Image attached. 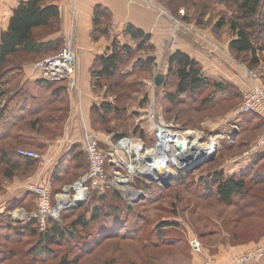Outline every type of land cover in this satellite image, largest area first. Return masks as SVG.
<instances>
[{
	"label": "trees",
	"instance_id": "trees-1",
	"mask_svg": "<svg viewBox=\"0 0 264 264\" xmlns=\"http://www.w3.org/2000/svg\"><path fill=\"white\" fill-rule=\"evenodd\" d=\"M50 1L19 2L12 12L7 29L0 31V166L4 167L2 173L6 179H13L15 173L22 170H34L37 164V161L17 154L18 148L30 149L25 148V143L20 140L18 134L27 132L26 134L43 137L48 142L57 140L68 115V88L65 83L38 80L33 93L20 88L11 96L8 95V89H5H13L22 77L20 67L8 66L13 58L25 56L36 63L41 62V58L45 56L58 55L64 50L61 38L49 40L61 29L60 9L57 5L49 4ZM209 2L223 5L231 13L227 21L225 17H221L222 20L218 23V27H227L233 35L229 44L230 50L236 55L245 56L251 68L260 67L264 63V0ZM112 25V13L104 6H97L94 11L92 40L110 39ZM123 36L129 37L135 47L122 45L114 39L109 49L110 54L96 58L91 68L94 91L99 94L106 90L114 97L113 103L103 100L92 106L91 121L97 131L98 123L108 125L115 120L124 121L127 115L125 103L131 90L130 86L124 85L125 79L137 70L147 72L155 64V57L150 56L155 51L150 35L128 25L123 31ZM143 52H147L149 56H139ZM130 61L132 71L128 72ZM167 64L166 80L169 81L170 77L174 79L171 83L174 89L165 94V102L167 100L173 109L168 116L164 114L165 121L183 125L182 123H188L189 120H195L197 115L209 112L218 103H237L242 100L236 87L204 77L200 64L187 54L177 51L169 57ZM182 106L188 111L187 115L175 110ZM182 116H186L185 120ZM248 116L249 123H259L264 129L263 121H259L256 116ZM120 136L121 134L115 135L117 138ZM127 137L130 136L125 138ZM240 146L242 144H237L236 148ZM35 151L42 153L40 150ZM86 158L80 145L72 146L62 155L53 172V191H57L56 186L61 187L73 182L76 179L73 174L84 169L81 161L85 160L86 163ZM174 171L178 172L174 168L171 169L169 178ZM186 179L180 178L179 184L187 187L189 183L185 182ZM192 184L202 200L216 199L223 205L236 207V215L232 221L244 229L235 227L231 238L233 244L256 241L264 236V152L256 156L238 177L215 171L210 181L200 180L195 185ZM143 189L147 191L150 199L160 193L151 189V186ZM97 194V203L90 211L89 218L88 214H83L70 224L65 223V218L50 220L45 233L40 232L35 220L15 224L11 216L14 207L2 213L0 264L13 261L14 244L16 240L22 241L21 239L34 241V245L27 251L31 261L38 263L51 260L54 264H80L82 257L89 254L98 244L102 245L111 240L127 242L134 248L139 247L143 256L142 264L153 263L152 252L181 245V241L174 235L178 226L169 222L161 223L154 238L146 242L147 244L144 243L141 229H128L126 221L121 222L120 219L110 229L102 226L104 221H115L125 214L128 215L132 208L115 190L98 188ZM106 264L116 263L109 261Z\"/></svg>",
	"mask_w": 264,
	"mask_h": 264
},
{
	"label": "rangeland",
	"instance_id": "rangeland-1",
	"mask_svg": "<svg viewBox=\"0 0 264 264\" xmlns=\"http://www.w3.org/2000/svg\"><path fill=\"white\" fill-rule=\"evenodd\" d=\"M139 1L141 4L155 11L158 16L167 20L166 28L171 29L170 36L174 35L176 32L184 33V36L187 37L186 39L190 41L191 44L198 45V48L203 49V51L205 50L208 57L229 61V70L223 75L226 77H219L218 79L220 80L217 79L215 81L228 83L236 87L238 92L241 94V99L243 91L247 87L255 84L260 85L255 78L259 67L257 69L251 68L245 56H239L233 53L230 50V45L228 44V40L232 41L233 35L228 29H226L227 27L223 29L218 27V23L222 20L221 17H225L226 21L231 17V13L226 7L214 2H209V0ZM172 39L173 37H171V40ZM64 47L66 46L63 45L62 48ZM173 51L174 49L171 48L167 51L165 56L161 54L158 55L157 58L155 57L154 51V53H151L150 56L155 57V64L149 69V71L143 72L134 70L136 72H133L131 77H127L125 79L124 85L127 87L130 86L131 90L127 97V102L125 103L127 115L124 121L115 120L108 125L98 123V131L93 126L89 131L103 136H110L111 139L114 140L115 145L121 139L126 136H130L127 137L130 138L127 140L129 142H140L138 140H142L146 149L145 153H150L155 150L157 139L154 134H156V132L154 133L152 125H148L150 122L146 116L148 112H152L153 103L154 108H156V116L158 115V118L162 116L161 114H163V116L164 114L168 116L173 111V109L168 105L167 100L165 102V94L167 91L174 89L171 84L174 82V79L170 77L169 81L166 80L168 76L167 61L171 54L175 53ZM54 55L56 54L45 56L41 58V60L43 61ZM139 56L144 57L149 56V54L147 52H143L139 54ZM17 61L31 63V61L25 56L15 57L10 61L8 66L10 67V65L19 63ZM131 63L132 62L130 61L127 68L130 69ZM125 71H127V69ZM131 71L132 70L130 69L128 72ZM216 73L220 74L218 71ZM158 77L163 78L164 83L161 84L159 91L155 92V90L159 88L156 84V78ZM238 77L241 79L240 85L239 82L236 81ZM68 90L70 89L68 88ZM70 92L74 91L70 90ZM99 99L98 103L103 100H106L109 103L114 102V97L108 91L106 92V90L103 93H99ZM240 104L241 100L237 103H231V101H227V103H218V105L214 106L211 110H209V112L205 111L203 114H200V116L197 115L195 120H189L188 123H182L183 125L176 124L173 121H165L162 116L165 121L164 123L168 127L166 129L170 128L169 130L172 132H193L197 138L196 143L198 149H204L215 142L218 144L216 153L211 158V161L201 165L199 169L192 174L174 171L169 178V173L174 167H168L165 177L162 178L168 184L167 186H164L163 183L153 182V180L145 177L141 174V172L133 174L130 173L129 165L136 166L138 163V157L134 153L129 155L122 151L120 154L121 158L114 161V165L109 163L111 160L108 158L106 173L109 186L112 185L110 189L113 188L112 190L117 191L125 203L132 209L128 215L125 214L121 218H117L118 220L104 221L102 226L110 229L120 219L121 222L126 221L128 229H141L142 238L144 239V243L147 244L146 242H148L151 238H154V234L156 230H159L158 227L161 223L169 222L176 224L178 228L174 235L181 241V245L174 248L165 247L157 252H152V264H177L182 261L189 262V260L193 258V255H200L203 258V261L205 258L215 259V257H213V253L215 251L212 247L217 243L223 244L226 242V237L223 234L221 227L224 226L230 230V235L234 233L235 227L237 229L244 228L238 227L232 221L236 215L235 206L228 207L219 203L216 199L202 200L201 195L197 192L192 183L195 185L200 180L203 182L210 181L214 172L219 171V168L223 165V163L225 164L227 161L226 157L233 161L234 159L242 156L251 149L263 132V125L261 126L259 123H249L248 118L250 116L235 115V110ZM175 110H180V112L184 115L185 113L186 115L188 113V111H185L183 106L175 108ZM185 117L186 116H182V119L185 120ZM244 125L247 126L244 127ZM143 128L147 133L145 137ZM109 130L113 133L111 134ZM114 133L115 135L121 134V136L117 138ZM158 133L160 135L159 131ZM234 136H236L235 140H233ZM101 139L100 149L107 154L109 152L108 144L106 141ZM237 144L238 146L242 144V146L236 148ZM79 145L82 149V145ZM19 149L23 148H18V150ZM41 155L45 157L44 153H41ZM46 160L48 159L45 158L44 161H37L34 170H22L15 173L13 179H6L2 173V169H4V167L0 166V215L2 213H6L9 209L14 207L11 212V216L15 224H19V222L25 221V217L22 218V216L17 215L20 214V209L24 208L26 214H31V210L34 206L37 210L34 196L26 190L25 186L37 181L41 182L42 179H36L37 176L35 178L33 176L35 174L37 175L39 171L41 172V170L47 166ZM122 161H124V163ZM81 162L84 164V169L73 174L76 179H74L73 182L61 187L56 186L57 191H53V174L50 178L53 203H57V196H66L69 199V204L76 207L75 209L63 208L61 211L59 219L65 218L64 220L66 224H70L72 220L83 214H88L87 217L89 218L90 211L97 203L95 198L96 195H98V187H92L90 185L85 187L88 191L86 197L84 198V204L81 207L76 205L77 195H75L76 192H73L72 189L79 181L85 180L90 172L87 158L86 163L85 160ZM225 165L227 166L228 164ZM181 175L187 176L180 177ZM32 177L33 179H31ZM180 178H187L185 182L189 183V185L184 187L182 184H179L180 182L178 180ZM15 181L21 182V187H25L24 190L20 191L21 193L24 191L21 202L13 200L14 194L18 193V191H13V189H15L13 187ZM81 186L82 189H85L83 187V183ZM147 186H151V189L155 191L157 190L160 193L156 197H151L150 199L147 191L143 189ZM126 187H129L133 190V192L140 193L141 195L138 196L137 194L134 195L130 191L128 192ZM69 188L72 189L68 191ZM78 188L79 186L76 187V190H78ZM67 191L68 194H66ZM216 229L218 231L211 234V232H214ZM194 238L199 240L203 245L201 253L193 252L190 247V241ZM228 239L231 242L233 241L230 238ZM21 240L22 241L16 240V243L14 244L15 258H13V261L8 264H54L51 260L39 261L38 263L31 261L30 257L27 255V251L32 245H34V241L29 239ZM207 244L211 247L208 248ZM144 253L145 252L143 251V254ZM142 260L143 256L139 247L134 248L133 245L127 242L111 240L102 245L98 244V246H96L89 254L82 257L80 264H106L109 261L115 262L116 264H142Z\"/></svg>",
	"mask_w": 264,
	"mask_h": 264
},
{
	"label": "crops",
	"instance_id": "crops-1",
	"mask_svg": "<svg viewBox=\"0 0 264 264\" xmlns=\"http://www.w3.org/2000/svg\"><path fill=\"white\" fill-rule=\"evenodd\" d=\"M21 1L24 0H0V31H5L7 29L12 12ZM49 4L57 5L61 13L60 32L51 37L49 40L61 38L66 47L71 46L75 50L78 90L74 92H70V90L67 91L69 105L68 115L57 140L48 142L46 139L38 137L36 134H18L19 138L21 137L20 140L25 143L27 148L40 150V152L45 154V158L48 159L46 162H48L49 159L53 160L52 165H47L43 168V170H41V172L39 171L37 175L35 174L33 176L34 178L37 176L36 179L49 180L51 173L53 172V168L57 166L59 162L58 160L61 156L67 153L72 146L81 144L84 135V127H87L88 130L92 127L91 109L94 104H98L100 99L99 94L94 91L91 68L96 58L105 57L110 54L109 49L114 39H117V41H119L122 45L135 47V43L129 37L125 38L123 36V31L126 26H134L135 28L142 30L145 34L150 35L152 45L155 48L156 58L161 54L165 56L167 51L172 48L174 49L173 52H182L198 62L202 68L204 77L213 80H217L219 77H226L223 75L229 70V61L208 57L205 50L203 51V49L198 48V45L196 44H191V42L186 39L187 37L184 36V33L176 32L174 35L170 36L171 29L166 28L167 20L158 16L157 13L149 7L141 4L139 0H51ZM97 6L106 7L113 15V25L110 39L101 38L98 41L92 40L94 11ZM171 37H173L172 40ZM230 42L231 41L228 40V44H230ZM144 58L146 57L144 56ZM17 62L19 63L10 65V67H20L22 69V77L15 83L13 89L11 87L5 88L6 90L8 89L7 92L9 93V96L13 95L15 91L20 88H25L30 93H33L36 88L35 83L38 80H41L40 73L34 69V65L37 62ZM217 71L220 72V74H217ZM256 75V80L262 87H264V63L260 65ZM236 81H238L240 85L241 79L239 77ZM160 86H158L159 88H157L155 92L159 91ZM161 115L163 116V114ZM152 116H155L156 124L166 126L162 116L159 118L158 115L156 116L154 103L152 112H148L146 118L150 122L148 125L153 126V131L155 133L156 127ZM258 119L259 121H262L260 118ZM143 131L145 133V137L147 133L144 128ZM90 132L93 135L99 136L102 138L101 140H104L107 143L106 138L108 136H103L98 133L95 134L92 131ZM226 160L225 164L228 165L226 166L223 163V165L219 168V171H223L229 176L238 177L242 171L250 166V164H234L232 160L227 157ZM33 177L31 179H33ZM82 183L83 182L81 180L73 187V189L71 188L73 192H76L75 195H77V198L79 196V192L76 190V187L78 185H82ZM13 187L15 188L13 191H18V193L14 194L13 200L21 202L24 191L22 193L20 191L24 190L25 187H21V182L18 181H15ZM71 189L69 188L68 191ZM68 191L66 194H68ZM35 211L36 207L34 206L31 210V214H26L25 209L22 208L20 209V214L17 215L22 216V218L25 217V221L32 220ZM221 228L226 237V242L223 244L217 243L212 247L215 251L213 253V257H215L218 264H234V259L236 257L242 256L250 250L264 247V236L258 238L256 241H250L243 244H233L228 239L232 238L230 230L224 226ZM217 229L214 232H211V234L219 230ZM207 246L208 248L211 247L208 244ZM203 263V258L200 255H193V258L190 259L189 262L182 261L177 264ZM247 264H264V257L259 261H251Z\"/></svg>",
	"mask_w": 264,
	"mask_h": 264
},
{
	"label": "built area",
	"instance_id": "built-area-1",
	"mask_svg": "<svg viewBox=\"0 0 264 264\" xmlns=\"http://www.w3.org/2000/svg\"><path fill=\"white\" fill-rule=\"evenodd\" d=\"M34 69L40 73L41 80L52 83H65L68 88L72 91L78 90L77 79H76V52L68 46L56 56L47 58L34 65ZM235 115L238 116H256L260 118L264 123V87L259 84L247 87L242 94V100L239 107L235 110ZM152 119L156 125L155 138L159 139V128L167 126L156 124L155 116ZM170 129V128H169ZM100 137L93 135L88 128L84 127V135L81 141L82 149L87 157L89 163V175L83 180V187L92 186L104 189H110L109 182L107 181L106 165L107 159L109 158L110 164L114 165V161L121 158V152L125 150L123 144L130 138L121 139L116 145L112 141L111 137L108 136L107 144L109 152L105 154L100 149ZM133 140V139H132ZM142 142V140H138ZM132 142V141H131ZM264 152V129L255 144L249 151L244 153L242 156L234 159V164H251L252 160L259 154ZM128 153V152H127ZM17 154L21 157L35 160L44 161L45 157L40 153L30 149H19ZM133 154V153H132ZM64 155V154H63ZM59 161V160H58ZM53 160L49 159L46 165H52ZM56 166V165H55ZM55 168V167H54ZM53 168V169H54ZM54 171V170H53ZM53 172L51 173V175ZM122 177V176H121ZM51 178V176H50ZM26 187V190L32 194L36 201L37 210L33 216L38 224L41 233L47 231V225L50 220L58 221L60 213L63 210L61 206V196H57V203H53V196L50 187L49 180H41L31 183ZM88 191L87 188H85ZM113 189V188H112ZM190 247L193 252L201 253L203 250L202 243L197 239H191ZM264 257V247H259L250 250L242 256L234 259V264H247L251 261H259ZM203 264H218L214 258H205Z\"/></svg>",
	"mask_w": 264,
	"mask_h": 264
},
{
	"label": "bare ground",
	"instance_id": "bare-ground-1",
	"mask_svg": "<svg viewBox=\"0 0 264 264\" xmlns=\"http://www.w3.org/2000/svg\"><path fill=\"white\" fill-rule=\"evenodd\" d=\"M159 132V142L155 150L150 153H145L146 149L143 142L126 141L123 144L127 154L134 153L138 157L136 166L129 165L130 173L141 172L150 180L166 183L162 178L165 177L168 167L173 166L178 172H187L195 165L209 161L218 148V144L215 142L204 149H198L197 138L193 132H172L164 127L159 128ZM122 162L124 163V161ZM78 186L79 196L76 203L84 200L87 195V191L82 189L81 185ZM126 189L134 195H141L133 192L129 187ZM60 202V207L64 209L71 207L66 196H61Z\"/></svg>",
	"mask_w": 264,
	"mask_h": 264
},
{
	"label": "water",
	"instance_id": "water-1",
	"mask_svg": "<svg viewBox=\"0 0 264 264\" xmlns=\"http://www.w3.org/2000/svg\"><path fill=\"white\" fill-rule=\"evenodd\" d=\"M163 82H164V79H163V78H161V77L156 78V84H157V86H160ZM235 138H236V136L233 137V140H235ZM209 161H211V159H210ZM206 162H208V161H206ZM206 162H204V163H199V164L195 165L194 167H192V168H191L189 171H187L186 173H187V174H192V173H194L196 170L199 169V167H200L201 165L205 164ZM153 182H156V181L153 180ZM163 185H164V186H167L168 184H167V183H163ZM83 204H84V200H81V201H79L78 203H76V205H77L78 207H81ZM67 208H69V209H75L76 207H75V206H71V207H66L65 209H67Z\"/></svg>",
	"mask_w": 264,
	"mask_h": 264
}]
</instances>
